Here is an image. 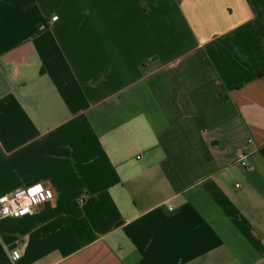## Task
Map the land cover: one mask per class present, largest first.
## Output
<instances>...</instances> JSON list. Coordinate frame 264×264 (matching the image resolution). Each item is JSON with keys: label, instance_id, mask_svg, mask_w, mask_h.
Wrapping results in <instances>:
<instances>
[{"label": "crops", "instance_id": "0c3cea01", "mask_svg": "<svg viewBox=\"0 0 264 264\" xmlns=\"http://www.w3.org/2000/svg\"><path fill=\"white\" fill-rule=\"evenodd\" d=\"M39 182L0 264H264V0H0V195Z\"/></svg>", "mask_w": 264, "mask_h": 264}, {"label": "built area", "instance_id": "2783aa9c", "mask_svg": "<svg viewBox=\"0 0 264 264\" xmlns=\"http://www.w3.org/2000/svg\"><path fill=\"white\" fill-rule=\"evenodd\" d=\"M58 16L52 17L54 21ZM246 164L244 159L241 160ZM58 201V191L54 186L45 182L35 183L26 187H20L14 191L0 195V219L2 218H21L35 212L37 207L44 203L56 206ZM21 257L20 249H13L10 259L14 263Z\"/></svg>", "mask_w": 264, "mask_h": 264}]
</instances>
